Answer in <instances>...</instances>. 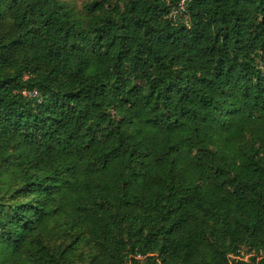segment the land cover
<instances>
[{"label":"trees","instance_id":"1","mask_svg":"<svg viewBox=\"0 0 264 264\" xmlns=\"http://www.w3.org/2000/svg\"><path fill=\"white\" fill-rule=\"evenodd\" d=\"M181 1L0 0V264H264V0Z\"/></svg>","mask_w":264,"mask_h":264},{"label":"built area","instance_id":"2","mask_svg":"<svg viewBox=\"0 0 264 264\" xmlns=\"http://www.w3.org/2000/svg\"><path fill=\"white\" fill-rule=\"evenodd\" d=\"M183 3H184V0L181 1V4L178 7L174 8L170 11L169 18H171L172 20H177L178 17L184 13V4ZM26 95L33 96V94H26Z\"/></svg>","mask_w":264,"mask_h":264}]
</instances>
